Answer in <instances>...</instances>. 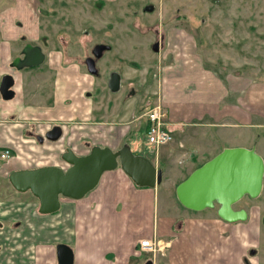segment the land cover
<instances>
[{
	"label": "crops",
	"instance_id": "crops-1",
	"mask_svg": "<svg viewBox=\"0 0 264 264\" xmlns=\"http://www.w3.org/2000/svg\"><path fill=\"white\" fill-rule=\"evenodd\" d=\"M5 13H2L1 20ZM31 15L37 20L36 13ZM8 27L7 24L6 29ZM21 37L25 38V35H12L8 31L3 37L0 28V84L4 74H13L12 89L15 92L10 99L3 98L0 93V149L9 148L13 155L0 162L1 177L19 169L67 168L69 165L62 155L68 147L78 155H85L95 145L118 150L123 144H129L134 152H140L137 154L149 157L163 171L162 182L168 181L170 186L174 184L176 191L196 168L222 151V141L237 134V129L250 130L248 148L255 141L251 130L264 129V82L245 73L219 75L216 69L204 65L197 57L190 41H177L173 51L183 49V56L178 51L174 63L163 62L154 80L157 84L155 92L158 90L156 102L161 100L167 110L166 127L171 129L174 139L154 154L146 146V140L142 148L135 135L137 130L146 133L147 108L141 111H135L131 106L120 108L118 101L121 100L113 98L125 96L123 87L112 93L103 92V88L100 97L95 99L93 91L101 88L102 79L91 76L80 59L67 57L59 48L50 50L47 66L38 72L27 73L25 68H13L12 61L25 47V43L20 42ZM96 85L99 86L95 88ZM112 102L115 103L113 107L108 104ZM53 129L60 132L55 141L46 138L41 144L34 137H47ZM262 138L264 143V135ZM257 147L264 157V144L258 146L257 143ZM135 186L119 167L112 174H105L101 184L85 196L87 200L80 202L78 208L75 199L62 197L58 212L40 214L39 202L28 200L24 213L13 211L7 216L3 213L0 218L3 216L8 220L20 216L24 219L25 236H28L25 264L34 261L30 259L34 253L37 264H55L57 244H67L73 249L74 264H104L105 254L116 258L106 264H143L133 253L134 247L138 245L137 254H148L141 250L140 242L152 239L154 235L166 245L164 255L157 257L156 264H257L256 248L260 241L257 235L252 236L247 231L248 227L255 225L256 213H250V217L239 222H228L216 216H209L207 222H196L198 219L190 217L189 211L193 210L186 208V212L176 217L179 225L172 233L159 236L156 229V214L160 209L157 187L147 192L148 201ZM28 194L29 198L32 196L31 192H25L27 199ZM124 199L128 208L123 215L125 223L134 218L135 211L143 210L151 227L149 233L148 229L138 234L127 232L130 234L127 237L126 232L110 231L114 223L112 208L119 209ZM84 212L87 219L92 212L91 227L101 231L87 232L88 239L77 232L79 214ZM189 219L193 226L187 231L185 220ZM205 225L214 234H206L212 233L206 231L201 240L192 236L198 228L207 229ZM29 229L31 234H28ZM205 241L208 242L207 248ZM251 249L256 250V256L248 259Z\"/></svg>",
	"mask_w": 264,
	"mask_h": 264
},
{
	"label": "rangeland",
	"instance_id": "rangeland-1",
	"mask_svg": "<svg viewBox=\"0 0 264 264\" xmlns=\"http://www.w3.org/2000/svg\"><path fill=\"white\" fill-rule=\"evenodd\" d=\"M150 7L152 9H149ZM5 11L1 20V15ZM33 12L37 14V20L31 15ZM0 20L3 37L6 31L12 35H25L27 41L21 37V44L39 43L43 45L46 54H49L53 48L63 51L65 49L67 57H79L85 68L87 66L83 59L91 54V48L95 43L109 46L111 49L105 52L96 66L103 74L101 78L103 83H106L105 76L108 72L117 71L122 74L125 96L113 98V100H121L118 101L120 108L131 106L135 111L146 108L148 111L155 105L158 90L155 92L157 84L155 85L154 80L160 72L161 64L174 63L175 53L178 51L183 56V49L173 51L177 41H184L183 43L190 41L198 53L197 57L203 61L204 65L216 69L219 75L245 73L257 81L264 82V0H24V2L0 0ZM7 24L10 26L8 29H6ZM42 37H46L45 39L49 40L48 43L54 45L42 43ZM154 44H158V51L154 50ZM47 60L48 57L39 66L25 68V72L34 73L42 70L47 66ZM97 86L99 85L95 88ZM133 90L135 92L131 94L130 91ZM103 92H108L106 87ZM93 93L95 95L91 97L95 99L100 97L96 90ZM105 101L109 100L106 98ZM108 104L111 107L115 105L114 102ZM237 131V134L227 138L228 140H221L222 150L228 147H240V145L248 147L250 130L245 128L237 129ZM251 131L255 140L254 145L253 143L251 145L258 149L257 143L258 146L264 144L262 140L264 129ZM135 135L143 148L146 133L143 130H137ZM84 140L87 139L84 138ZM256 151L259 153L258 150ZM113 172L107 171L104 175ZM6 177L0 176V201L12 203L37 200L33 196L29 198V194L27 199L25 195L14 191ZM135 187L143 192V198L146 197L148 201L147 192L154 191L157 187V206L160 209L156 214L158 219L156 229L159 231V236L172 233L173 228L179 225L176 217L187 210L179 202L174 184L170 186L168 181H164L156 187ZM86 200L84 197L74 202L78 208V204ZM251 203L258 208L252 211L258 217L255 225L248 227L247 231L252 236H258L260 245L256 248L258 250L257 264H264V195L253 199ZM127 211L126 199L123 200L119 209L112 208L111 216L114 220L110 228L112 233L126 232V236L130 237L127 232L138 234L146 232L145 229H148L147 233L150 232L151 227L143 215V210L135 211L134 218L128 220L131 222L125 223L123 215ZM189 213L192 219H198L196 222H207L211 216L218 217L213 210L208 209L201 212L189 211ZM91 215L92 212H90V218ZM90 218L87 219L85 212L82 215L79 214L77 232L82 238L88 239L87 232L97 233L98 231L91 227ZM185 221L188 231L192 228L193 221L191 219ZM205 227L207 229L198 228L196 233L191 235H196L201 240L206 231L212 232L206 234H214L207 225ZM251 228H255L254 231H251ZM27 231L31 234L30 229ZM15 232L25 233V224L22 229ZM176 232L179 233L177 230ZM27 238L26 235L25 241ZM204 245L207 248L208 242L205 241ZM137 250L138 245L134 247L133 253L138 255L139 259L141 258L142 263L151 258L146 253L137 254ZM30 256H32L30 259L34 261L26 264H37L36 253ZM104 259L106 264L107 261H115L116 258L105 254Z\"/></svg>",
	"mask_w": 264,
	"mask_h": 264
},
{
	"label": "water",
	"instance_id": "water-1",
	"mask_svg": "<svg viewBox=\"0 0 264 264\" xmlns=\"http://www.w3.org/2000/svg\"><path fill=\"white\" fill-rule=\"evenodd\" d=\"M149 9H152L150 7ZM101 52L108 49L101 45ZM159 50L158 44L154 47ZM24 58L17 59V69L34 67L45 61L46 55L41 46L28 45ZM92 61V60H91ZM88 66L95 73V63ZM121 84V75L112 73L110 87L117 91ZM14 77L3 76L0 93L5 99L14 96ZM60 132L53 130L48 137L57 140ZM69 166H44L34 169L13 171L9 179L19 191H30L39 201V211L51 214L60 210L61 198L81 199L93 191L107 171L119 166L141 187H156L163 180V171L146 156L135 154L129 144L120 149L95 145L85 155H78L72 148H67L62 155ZM264 186V158L254 147H228L196 168L176 188L179 202L193 211L215 209L218 216L228 222L245 221L246 209L235 210L233 205L246 195L258 198ZM58 264H74V251L67 244H59ZM145 264H155L149 259Z\"/></svg>",
	"mask_w": 264,
	"mask_h": 264
},
{
	"label": "flooded vegetation",
	"instance_id": "flooded-vegetation-1",
	"mask_svg": "<svg viewBox=\"0 0 264 264\" xmlns=\"http://www.w3.org/2000/svg\"><path fill=\"white\" fill-rule=\"evenodd\" d=\"M37 1H39V0H37ZM37 13H38V10H37ZM42 38H43L42 43H44V44H53V43H48L49 40L45 39L46 37H42ZM25 41H27V37L26 36H25ZM35 42H36V40H35ZM28 45L41 46V48L43 50V47H42L43 45H41L39 43H35V44L28 43V44H25V47L22 49L21 54L18 55V56H16L14 58V60L12 61L11 66L13 68L17 69V67L14 66V62L17 59L24 58V56H25L24 55V50L26 49V47ZM101 45H106V44H103V43L97 44V43H95L92 46V48H91V54H88L83 59L84 64L87 66V68H86L87 71L89 73L93 74V76L96 77L99 80L103 77V74H102V72L99 70V68L96 65L102 59V57L105 54V52H107V50H110L111 49L109 46L106 45L108 49H105V50H103L101 52V48H100ZM154 46H155V44H154ZM64 51H65V49H64ZM43 52L45 53L44 50H43ZM45 55L47 57H49V54H46L45 53ZM47 57L45 58V60L47 59ZM72 58L80 59L79 57H72ZM91 60L94 61V63H95V67H94V70H95L94 72L95 73L90 72L88 70L89 69L88 66L91 65V64H93V62ZM93 66H94V64H93ZM25 68H29V67H25ZM114 72H117V71H111L110 73L108 72L106 74V76H105L106 83H103L102 86H101V88L98 87L96 89V92H97L98 95L101 94V92H102L101 90L103 88H105V87L107 88L108 93L118 92L119 90H121L122 87H123V89H125V86L123 84L122 74H120L121 75V84H120L119 89L117 91H113L111 89V87H110L111 75ZM8 74L9 73L4 74V76L5 75H8ZM9 75H12L13 76V74H11V73ZM134 92H135V90L130 91L131 94H134ZM34 137L41 144H43V142H44V140L46 138L49 139V140H51L48 136L46 137V136H42V135H34ZM52 141H55V140H52ZM68 148H70V147H68ZM6 152H8V155L6 157H2V155L4 153H6ZM12 156L13 155H12V150L11 149H9V148L0 149V162H3L5 160H7V159H10ZM19 170H25V169H19ZM14 171H17V170H14ZM12 172H10L7 175V177H6L7 181L9 182V184L11 185V187L13 188L14 191H16L17 193H19L21 195H25V191L24 192L23 191H19V190H17L12 185V183H11V181L9 179V176H10V174ZM5 193H6V191H5ZM262 195H264V186H263L262 193H261V195L258 198H260ZM258 198H252L249 195H246L240 201H238L237 203H235L233 205V208L235 210L246 209L247 212H248V217H250V213H253L252 212L253 210L258 209V208H255L256 206L253 205L251 203V201L253 199H258ZM218 208H219V206L217 205V207L215 209H212L216 213L217 216H218ZM13 211L14 212H19V214L24 213L25 212V200L18 201V202L14 201L12 203H7L5 201L4 202L3 201H0V215H2L4 213L3 216H7V214H10V212H13ZM3 216H2V218H0V235H1L0 236V264H25V233L15 232V231L20 230V229L23 228V225L25 224V222L23 221L24 219L22 217H20V216H18L17 218H15V217L12 216V218H10L8 220L7 219L5 220V219H3ZM12 220H14V221H12ZM5 230H8L9 233H7L8 231H5ZM4 238H5V241H3ZM252 252L254 253L253 255L251 254ZM248 254H249L248 255V259L250 257H254V256H256V250L251 249V250H249V253ZM157 257H158V255L156 257H154L155 264L157 262ZM58 262H59V259H58V251H57V260H56L55 263L58 264ZM145 263H143V264H145Z\"/></svg>",
	"mask_w": 264,
	"mask_h": 264
},
{
	"label": "built area",
	"instance_id": "built-area-1",
	"mask_svg": "<svg viewBox=\"0 0 264 264\" xmlns=\"http://www.w3.org/2000/svg\"><path fill=\"white\" fill-rule=\"evenodd\" d=\"M146 116L149 121L147 129V145L154 151H159L160 148L173 141L174 137L171 129L167 128V111L162 105V102H157L148 112ZM8 152L4 153L2 157H6ZM141 249L154 257L165 246L162 241L154 235L152 239H143L140 242Z\"/></svg>",
	"mask_w": 264,
	"mask_h": 264
},
{
	"label": "bare ground",
	"instance_id": "bare-ground-1",
	"mask_svg": "<svg viewBox=\"0 0 264 264\" xmlns=\"http://www.w3.org/2000/svg\"><path fill=\"white\" fill-rule=\"evenodd\" d=\"M174 229V228H173ZM130 258H132V257H130ZM141 259V258H140ZM130 260V259H129Z\"/></svg>",
	"mask_w": 264,
	"mask_h": 264
}]
</instances>
